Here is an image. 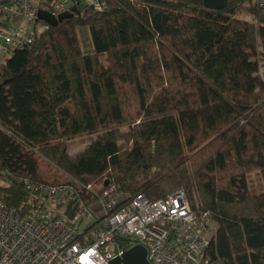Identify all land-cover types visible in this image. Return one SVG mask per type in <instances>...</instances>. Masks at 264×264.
Masks as SVG:
<instances>
[{
  "label": "trees",
  "instance_id": "1",
  "mask_svg": "<svg viewBox=\"0 0 264 264\" xmlns=\"http://www.w3.org/2000/svg\"><path fill=\"white\" fill-rule=\"evenodd\" d=\"M100 1L0 67V201L28 221L22 180L108 183L152 202L184 189L214 223L213 261L264 264V189L250 187L254 173L264 182V8Z\"/></svg>",
  "mask_w": 264,
  "mask_h": 264
},
{
  "label": "built area",
  "instance_id": "2",
  "mask_svg": "<svg viewBox=\"0 0 264 264\" xmlns=\"http://www.w3.org/2000/svg\"><path fill=\"white\" fill-rule=\"evenodd\" d=\"M34 1L0 0V67L49 28ZM80 1L50 0L47 12L58 17ZM89 1L96 11L106 8ZM256 4L264 8V0ZM22 182L37 209L24 221L0 201V264H111L136 246L145 248L150 264H223L208 255L214 223L208 213L192 211L184 189L152 202L112 184Z\"/></svg>",
  "mask_w": 264,
  "mask_h": 264
},
{
  "label": "water",
  "instance_id": "3",
  "mask_svg": "<svg viewBox=\"0 0 264 264\" xmlns=\"http://www.w3.org/2000/svg\"><path fill=\"white\" fill-rule=\"evenodd\" d=\"M204 5L209 10H224L227 7V0H203ZM76 9H73L69 13H64L55 17L51 13L40 10L38 12V18L43 23L47 24L49 27H55L65 18L68 14L76 12ZM108 186V183L105 184V187ZM146 250L141 246H136L131 250L127 251L122 258L114 260L111 264H150L146 258Z\"/></svg>",
  "mask_w": 264,
  "mask_h": 264
},
{
  "label": "rangeland",
  "instance_id": "4",
  "mask_svg": "<svg viewBox=\"0 0 264 264\" xmlns=\"http://www.w3.org/2000/svg\"><path fill=\"white\" fill-rule=\"evenodd\" d=\"M90 37H91L90 30H84L83 33L81 34V42H82L83 47L89 45ZM261 76L264 78V69H261ZM87 143H88V140H85L84 142L77 141L76 143L71 144L69 146V153H74V152L83 150ZM250 182H251L250 187L252 190H254L255 192L263 191L264 182L262 181V178L259 173L252 174L250 176ZM5 184L6 182L2 178H0V186H4ZM93 187H100V186H93ZM214 234H215V228L212 232L211 237H213Z\"/></svg>",
  "mask_w": 264,
  "mask_h": 264
}]
</instances>
